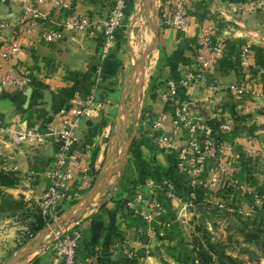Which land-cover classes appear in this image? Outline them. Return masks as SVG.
<instances>
[{
  "label": "crops",
  "instance_id": "1",
  "mask_svg": "<svg viewBox=\"0 0 264 264\" xmlns=\"http://www.w3.org/2000/svg\"><path fill=\"white\" fill-rule=\"evenodd\" d=\"M114 1L65 0L67 9L44 4L41 10L45 17L36 22L32 33H24L19 24L23 8L36 5V0H0V76L23 75L27 79L24 86L0 92V127L44 133L49 124L60 123L65 113L92 94L98 107L90 117L80 120L76 130L77 148L85 153L91 185L45 215L39 194L49 186L44 171L58 142L45 139L40 144L15 145L10 136L0 133V171L16 179L13 187L2 190L13 198H22L30 209L31 225L41 228L24 244L28 255L22 258L28 259L23 264H50L49 222L81 229L78 260L88 262L97 254L101 264H199L189 240L191 220L204 226L213 221L227 232L242 230L264 239V207L245 219L219 207L224 204L246 211L252 193L264 194V0H193L187 6L189 27L184 31L165 24L163 0H159L158 26L153 29L157 35L153 32L151 46L155 40L156 45L141 70L137 64L151 46L136 61L140 48L125 36L122 27L115 34L110 52L100 58L104 41L101 23ZM81 16L93 25L76 33L65 28V23ZM135 25L139 34L140 26ZM205 28H210L214 41L226 39L223 56L209 70L220 90L212 93L203 85L179 87L173 105L186 104L189 113L211 129L218 152L216 158L204 162L201 179L208 185L215 176L217 182L214 187L197 190L198 204L206 206L203 212L196 207L185 209L177 200H168L163 192L153 191L163 213L153 224L155 234L148 237L147 226L125 208V199L134 191L147 192L149 179H171L182 199L189 188L186 176L175 171L173 157L155 145L151 126L141 117L152 118L161 112L170 116L173 105L159 98L162 85L167 80L178 83L196 58L206 55L198 42ZM45 30H62L63 38L43 42ZM14 40L19 52L4 57ZM245 46L250 48L248 75L241 74L239 68L240 52ZM153 83L154 97L150 92ZM244 86L250 94L238 95L236 89ZM142 104L143 114L139 113ZM131 109L134 117H140L127 136ZM225 118L232 121L230 133L219 129ZM183 142L182 137L177 140L178 144ZM218 163L227 174L219 173ZM231 179L246 185L251 193L238 190ZM77 185L78 178L72 182L70 192H75ZM122 245L133 254L132 259L120 251ZM259 262L264 264V257Z\"/></svg>",
  "mask_w": 264,
  "mask_h": 264
},
{
  "label": "built area",
  "instance_id": "2",
  "mask_svg": "<svg viewBox=\"0 0 264 264\" xmlns=\"http://www.w3.org/2000/svg\"><path fill=\"white\" fill-rule=\"evenodd\" d=\"M132 0H115L106 19L101 23L104 41L99 52L100 58H104L112 49L116 32L123 26L125 11ZM193 0H167L163 9L165 24L176 30H187L189 20L187 16V6ZM53 4L64 9L68 8L65 0H36V5L25 6L23 14L19 20L20 29L24 33H32L38 20L43 19L44 13L41 7L44 4ZM92 22L86 16H81L73 21L65 23V28L73 32H82L90 27ZM63 38L62 30H45L41 35V40L46 43H54ZM199 46L206 55H199L193 66L187 70L178 83L167 80L160 91V100L172 106L176 103L178 88L187 89L195 85H203L212 93L220 90V84L210 74V67L220 57L223 56L226 39L219 38L213 40L210 28H205L199 35ZM19 52V46L14 40L10 44V52L4 54L6 58L12 57ZM239 68L241 74L248 75L251 70L250 48L245 46L240 52ZM27 83L25 76L17 78L10 76H0V92L7 87H21ZM238 95H249L250 91L244 86L236 89ZM95 94L84 99L70 112L63 115L58 124H49L44 133L31 130H12L9 127H0V133L11 137L13 144L22 145L29 142L42 143L45 139H54L59 146L57 151L51 156L44 177L49 181V186L39 194L40 209L43 215L55 206L71 200L83 192L87 191L91 185V176L88 173L85 161V153L77 148L78 141L76 130L82 118H88L91 112L97 110L95 106ZM176 105V104H175ZM173 105L169 116L166 112H161L150 118V126L153 132L155 145L171 155L174 161V169L179 174L186 176L189 188L187 197L182 199L176 190L175 184L169 178L149 179L146 182L147 192L134 191L129 198L124 201V206L133 216L140 218L147 226V236L155 234L154 223L163 213V207L157 200L153 191H161L170 200H177L185 209H195L199 203L197 201V190L200 187H214L217 178L214 176L207 185L201 179L203 164L207 158H216L218 149L214 146L211 129L200 119L193 117L186 104ZM170 121V122H169ZM168 122L171 123V130H168ZM219 129L223 132L232 131V121L225 118ZM184 138L182 144L177 140ZM88 149V147H87ZM218 171L227 174L225 168L218 163ZM78 178L77 190L70 192V186ZM231 182L238 190L249 192L246 185L240 184L237 180ZM251 193V192H249ZM220 208L245 219L251 216L256 210L264 207V194L252 193V202L246 211L236 210L219 205ZM49 228H51L48 225ZM54 235L51 243L50 264H101L99 256L94 254L88 262H81L77 258V249L82 237V230L77 227L59 226L50 229ZM57 232V234H56ZM120 251L128 259H132L133 254L122 245Z\"/></svg>",
  "mask_w": 264,
  "mask_h": 264
},
{
  "label": "rangeland",
  "instance_id": "3",
  "mask_svg": "<svg viewBox=\"0 0 264 264\" xmlns=\"http://www.w3.org/2000/svg\"><path fill=\"white\" fill-rule=\"evenodd\" d=\"M132 1L131 6L127 9L122 29L125 30V36L136 46H139L136 60L138 61L142 53L153 42V29L158 26L159 10L158 7L153 6L152 0H148L145 6L143 0ZM140 1H142V12L138 13ZM135 23L140 26L139 34L135 31ZM145 92L143 91L142 94L145 95ZM143 108L142 104L139 113L143 114ZM128 112L129 121L126 124V133L127 136H130L140 115L137 114L134 117L132 109ZM141 118H144L143 121H147V124L150 125L151 117L149 115H142ZM30 215V209L22 198H13L2 190V195H0V264H23L28 259V257H21L22 259L15 257L28 251L27 248L24 249V244L41 230V228L31 225ZM196 222L197 220L188 221L191 226L189 240L192 255L199 264H260L261 257H264V239L257 234L246 233L242 230L227 232V229L222 227L223 225L213 223V221H209V225L205 226L203 223ZM49 226L51 228L46 226L47 232L51 233L50 229H56L60 224L52 225L49 222ZM53 236L51 235L49 239ZM25 255L28 253L26 252Z\"/></svg>",
  "mask_w": 264,
  "mask_h": 264
},
{
  "label": "trees",
  "instance_id": "4",
  "mask_svg": "<svg viewBox=\"0 0 264 264\" xmlns=\"http://www.w3.org/2000/svg\"><path fill=\"white\" fill-rule=\"evenodd\" d=\"M166 3H167V0H163V7H162L163 9H164ZM155 86H156V83H153L150 86V92L152 93V95H151L152 97H154L153 93L155 90ZM172 165L174 168V161H173ZM15 183H16V179L10 173L0 172V195H2V188L13 187L15 185ZM30 227H32V226H30ZM30 236L32 237V234H30ZM230 262H232V261H230Z\"/></svg>",
  "mask_w": 264,
  "mask_h": 264
},
{
  "label": "water",
  "instance_id": "5",
  "mask_svg": "<svg viewBox=\"0 0 264 264\" xmlns=\"http://www.w3.org/2000/svg\"><path fill=\"white\" fill-rule=\"evenodd\" d=\"M143 2H144V6H145V5L147 4L148 0H143ZM154 34H155V36L157 35L156 32H154ZM155 39H156V38H155ZM155 45H156V40L154 41L153 45H152L149 49H147V50L144 52L142 58L140 59V61H139L138 64H137V69H139V70L142 69V67H143V63H144V60H145L146 56L150 53L151 50H153V49L155 48ZM204 207H206V206L201 205V204H198V205L196 206V210H198L199 212H203L202 209H203ZM25 254H26V252H23V254H18L15 258H16V259H19V258L25 256ZM15 258H14V260H16Z\"/></svg>",
  "mask_w": 264,
  "mask_h": 264
},
{
  "label": "bare ground",
  "instance_id": "6",
  "mask_svg": "<svg viewBox=\"0 0 264 264\" xmlns=\"http://www.w3.org/2000/svg\"><path fill=\"white\" fill-rule=\"evenodd\" d=\"M152 4H153L154 7H158L159 6V0H152ZM141 6H142V1H140V4H139V12L138 13H141L142 12ZM150 68H151V66H150Z\"/></svg>",
  "mask_w": 264,
  "mask_h": 264
}]
</instances>
